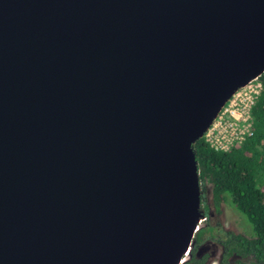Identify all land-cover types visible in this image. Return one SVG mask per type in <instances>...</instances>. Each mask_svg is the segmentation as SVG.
Instances as JSON below:
<instances>
[{"label": "water", "instance_id": "95a60500", "mask_svg": "<svg viewBox=\"0 0 264 264\" xmlns=\"http://www.w3.org/2000/svg\"><path fill=\"white\" fill-rule=\"evenodd\" d=\"M263 72L264 0H0V264H182L192 145Z\"/></svg>", "mask_w": 264, "mask_h": 264}, {"label": "trees", "instance_id": "16d2710c", "mask_svg": "<svg viewBox=\"0 0 264 264\" xmlns=\"http://www.w3.org/2000/svg\"><path fill=\"white\" fill-rule=\"evenodd\" d=\"M261 93L251 110L252 135L229 152L210 149L200 138L192 145L200 189L210 187L212 203L228 200L251 227L248 237L224 233L217 264H264V72L257 77ZM205 208L202 215L205 217ZM213 227L198 229L193 235L189 258L182 264H206V255H197L202 235Z\"/></svg>", "mask_w": 264, "mask_h": 264}, {"label": "built area", "instance_id": "2783aa9c", "mask_svg": "<svg viewBox=\"0 0 264 264\" xmlns=\"http://www.w3.org/2000/svg\"><path fill=\"white\" fill-rule=\"evenodd\" d=\"M261 93L257 78L236 90L219 109L204 131L207 146L219 152H229L252 135L251 110Z\"/></svg>", "mask_w": 264, "mask_h": 264}, {"label": "rangeland", "instance_id": "374dc122", "mask_svg": "<svg viewBox=\"0 0 264 264\" xmlns=\"http://www.w3.org/2000/svg\"><path fill=\"white\" fill-rule=\"evenodd\" d=\"M201 190L200 210L202 212V208H205V217L203 216L199 219L198 229L209 226L213 227L214 231L211 235L207 233L202 235L201 243L196 252L197 255H206V264H217L221 251L219 242L224 233L239 234L248 237L251 234V227L245 217L239 214L228 200L220 201L217 208H215L208 185L205 186L203 192ZM188 258L189 256H185L186 260ZM231 264H236L235 258L231 259Z\"/></svg>", "mask_w": 264, "mask_h": 264}, {"label": "bare ground", "instance_id": "6f19581e", "mask_svg": "<svg viewBox=\"0 0 264 264\" xmlns=\"http://www.w3.org/2000/svg\"><path fill=\"white\" fill-rule=\"evenodd\" d=\"M198 223H200L199 221L196 223L195 227H194V233L196 230H198ZM197 228V229H196ZM189 248H187L188 250ZM186 253V252H185ZM185 256V254H183V257ZM180 263H182V260L180 261Z\"/></svg>", "mask_w": 264, "mask_h": 264}]
</instances>
